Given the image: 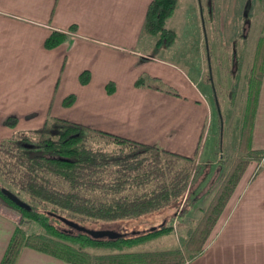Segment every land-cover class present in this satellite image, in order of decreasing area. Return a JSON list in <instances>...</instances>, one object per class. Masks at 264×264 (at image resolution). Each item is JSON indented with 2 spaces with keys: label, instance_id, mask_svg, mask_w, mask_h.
Returning a JSON list of instances; mask_svg holds the SVG:
<instances>
[{
  "label": "crops",
  "instance_id": "1",
  "mask_svg": "<svg viewBox=\"0 0 264 264\" xmlns=\"http://www.w3.org/2000/svg\"><path fill=\"white\" fill-rule=\"evenodd\" d=\"M184 1L178 0L171 20ZM149 2L0 0V139L15 126L31 131L49 117L88 125L69 115L80 107L95 111L110 125L88 126L115 130L118 135L116 131H134L136 134L125 137L182 155L199 153L212 102L210 83L201 73V51L195 45L188 58L186 53L191 48L175 47L176 40L167 48L146 44L149 35L143 32V23ZM253 2L252 8L256 4ZM252 16L253 12L248 15ZM243 18L236 27L240 32ZM72 24L76 30L67 32L65 42L52 49L44 47L53 30L68 31ZM173 24L166 26L171 29ZM263 33L261 27L256 44ZM83 71L89 72L85 84L79 79ZM142 75L155 78L150 83L158 84L160 89L136 86ZM167 88L176 94L165 91ZM69 95L74 96L73 101L63 105ZM9 117L16 118L14 127L6 124ZM122 123L129 127L121 126ZM238 138L239 132L237 141ZM249 147L264 149V76ZM255 168L253 162L246 166L202 253L187 264H264V168L253 177ZM15 228L11 217L0 214V261ZM14 264L71 263L24 246Z\"/></svg>",
  "mask_w": 264,
  "mask_h": 264
},
{
  "label": "trees",
  "instance_id": "2",
  "mask_svg": "<svg viewBox=\"0 0 264 264\" xmlns=\"http://www.w3.org/2000/svg\"><path fill=\"white\" fill-rule=\"evenodd\" d=\"M177 3L178 0H150L148 3L143 32L156 37V48L170 47L176 40L175 31L166 23L174 14ZM213 3V0H207L210 22L214 19ZM248 28L249 18L244 16L239 35L243 42ZM75 30L76 25L72 24L68 32ZM67 36V32L53 30L45 39L44 47L55 48L65 42ZM205 55L209 62L207 49ZM263 66L264 33L258 40L248 79L239 143L242 155L236 158L210 204L202 211L200 220L189 230L183 248L175 246L161 250L114 252L115 249L131 247L153 238L165 230L168 232L170 227L115 240L93 239L83 232L72 234L59 229L56 224L62 222L53 215H62L76 222L134 220L164 207L176 210L180 204L177 216L187 215L197 200V197H192L191 185L199 172L196 164L198 152L192 156L182 155L60 117H49L40 127L1 141L0 184L3 180L37 204L26 202L30 208H21L1 191L0 195L21 213V222L24 219L33 220L43 231L25 236L24 230L16 227L0 264H14L23 246L71 264H187L199 256L246 166L256 161L253 177L264 168V149L252 150L249 147L264 76ZM79 79L82 84L87 83L89 72L83 71ZM153 80L156 79L142 75L135 85L160 89L158 84L150 83ZM207 81L214 89L211 76L208 75ZM165 91L176 94L169 88ZM73 98V95L64 98L63 105H69ZM214 99L217 101L215 92ZM6 124L14 127L16 118L9 117ZM105 145H112L113 148L106 149ZM16 191L13 193L16 194ZM88 247L110 250L91 254L86 250Z\"/></svg>",
  "mask_w": 264,
  "mask_h": 264
},
{
  "label": "rangeland",
  "instance_id": "3",
  "mask_svg": "<svg viewBox=\"0 0 264 264\" xmlns=\"http://www.w3.org/2000/svg\"><path fill=\"white\" fill-rule=\"evenodd\" d=\"M187 1L185 0L184 2L186 3L179 5L176 16L173 20L170 18L166 25H170L172 22L174 23L171 27L177 34L175 47L183 46L185 48H191V51L186 53L188 58L189 55H193L194 53L192 47L197 45L196 49L201 51V59L203 61L201 73L206 81L208 75L211 76L214 87L213 89L210 84L212 102L210 103V111L208 112L202 130L199 153L196 156V164L199 167V172L191 185L192 197H197V200L192 210L184 216H177L181 208L180 204V208L176 210L175 208L164 207L134 220L77 221L79 224L91 229H113L124 233L125 237L147 232L152 227H154L153 230L164 226L170 227L168 232L165 230V232L153 238L145 239L143 242L131 247H124L120 250L115 249L114 252L161 250L175 246L183 248L189 230L195 226L203 215L200 211L208 207L217 189L220 187V183L226 179L225 177L234 166L236 158L242 155V151L239 148L240 135L248 79L252 67L253 51L257 45L256 42L260 35L261 27L263 28L264 26V0H254L256 4L253 2L255 4L253 8L251 7V0H213V22L209 20L210 14L208 12L207 0ZM250 7L253 12L252 17H248V15L252 14V12L249 13L251 10ZM243 16L249 18V28L245 42L239 36V33H241L240 29L237 30L236 28L237 25H241ZM170 20L171 22L169 23ZM233 29H236L235 31L237 32H234ZM232 33H234V36ZM148 37L146 38L148 40L146 44L149 42L152 46L156 37ZM206 49L209 52V62L205 58ZM152 51L154 52L155 50ZM149 56L153 55L150 54ZM178 64H180V61ZM180 66L183 67L182 64ZM214 92L217 96V102L214 99ZM69 115L73 120L84 121L88 125H94V127L100 125V123H104L102 118L96 115L95 111H84L80 107L74 109ZM219 117L222 119L221 123L219 122ZM115 124L119 128L118 122ZM104 125L110 126L106 123ZM125 125V123L121 124L125 128L129 127ZM19 129L18 126H15L9 132L10 134L8 136L0 139V142L10 139L17 133L24 132ZM238 132L239 138L237 141L236 134ZM116 133L124 136L136 134L134 131L127 130L116 131ZM104 147L106 149L113 148L112 145H105ZM206 160H209L210 163H205ZM251 162L257 165L256 161ZM0 187L8 188L12 192L16 191L3 180H1ZM16 194L25 202L34 205L37 204L20 191H16ZM194 209L195 211L192 212ZM0 214L11 217L16 223V227L24 230L25 236L43 231L42 227L33 220L24 219L21 222V213L14 209L1 195ZM56 225L59 229L72 234L78 232L70 229L63 222L62 224ZM86 250L91 254H99L109 252L110 249L88 247Z\"/></svg>",
  "mask_w": 264,
  "mask_h": 264
},
{
  "label": "water",
  "instance_id": "4",
  "mask_svg": "<svg viewBox=\"0 0 264 264\" xmlns=\"http://www.w3.org/2000/svg\"><path fill=\"white\" fill-rule=\"evenodd\" d=\"M0 191L3 195H5L10 201L15 203L17 206H19L21 208H28V209L30 208L26 202L21 200L16 194H14L8 188L2 187V188H0ZM53 216L56 217L61 222H63L70 229L76 230L78 232L86 233L93 239L115 240L117 238L125 236L124 233L113 230V229H91V228L85 227V226L79 224L78 222L73 221L72 219H69L65 216L57 215V214H54ZM153 229H154V227L151 228V230H153Z\"/></svg>",
  "mask_w": 264,
  "mask_h": 264
}]
</instances>
